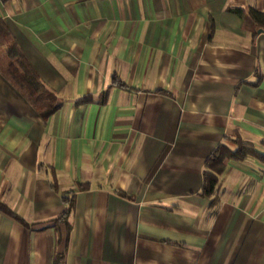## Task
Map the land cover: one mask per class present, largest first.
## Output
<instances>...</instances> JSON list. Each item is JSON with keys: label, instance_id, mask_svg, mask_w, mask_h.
Here are the masks:
<instances>
[{"label": "crops", "instance_id": "obj_1", "mask_svg": "<svg viewBox=\"0 0 264 264\" xmlns=\"http://www.w3.org/2000/svg\"><path fill=\"white\" fill-rule=\"evenodd\" d=\"M233 6L264 16V0L0 1L59 103L41 117L0 75V201L25 222L0 213V264H264V161L223 158L199 194L217 145L264 156V22Z\"/></svg>", "mask_w": 264, "mask_h": 264}, {"label": "trees", "instance_id": "obj_2", "mask_svg": "<svg viewBox=\"0 0 264 264\" xmlns=\"http://www.w3.org/2000/svg\"><path fill=\"white\" fill-rule=\"evenodd\" d=\"M5 2L6 0H0ZM233 13L237 14L242 23L247 26L251 32L264 22V16L255 11L252 7L245 9L241 7H229ZM0 75L8 81L14 89L30 104L32 109L41 117H47L58 106V100L55 94L43 85L38 75L26 60L24 54L18 47L13 36L0 18ZM114 84L124 87L119 80L112 78ZM162 91V90H160ZM104 94V93H103ZM102 94V96H103ZM85 98L79 99L83 101ZM245 156H253L264 161V156L258 153L248 144L239 143L234 149L227 150L221 145H217L211 154L205 160L207 170L202 172V182L200 186L201 195H208L213 191L216 183V175L222 169V159L229 158L234 161L242 160ZM65 202L64 210L57 217L50 220V225L56 224L57 221H64L71 203L68 197L62 196ZM0 213L11 219L25 223L10 208L0 201ZM48 225V224H46Z\"/></svg>", "mask_w": 264, "mask_h": 264}]
</instances>
